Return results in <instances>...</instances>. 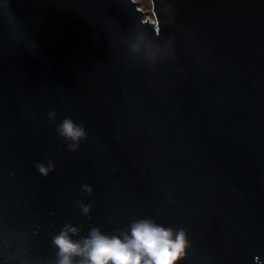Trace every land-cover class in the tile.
Returning a JSON list of instances; mask_svg holds the SVG:
<instances>
[{"label":"water","instance_id":"water-1","mask_svg":"<svg viewBox=\"0 0 264 264\" xmlns=\"http://www.w3.org/2000/svg\"><path fill=\"white\" fill-rule=\"evenodd\" d=\"M0 0V264H264V0Z\"/></svg>","mask_w":264,"mask_h":264},{"label":"rangeland","instance_id":"rangeland-1","mask_svg":"<svg viewBox=\"0 0 264 264\" xmlns=\"http://www.w3.org/2000/svg\"><path fill=\"white\" fill-rule=\"evenodd\" d=\"M140 2L141 8H143L147 13H148V17L152 20H154V16L152 13V2L151 0H137Z\"/></svg>","mask_w":264,"mask_h":264}]
</instances>
